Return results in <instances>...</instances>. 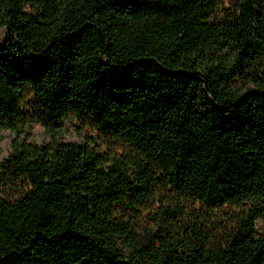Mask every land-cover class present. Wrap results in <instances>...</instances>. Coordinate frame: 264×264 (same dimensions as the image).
<instances>
[{
  "label": "trees",
  "instance_id": "16d2710c",
  "mask_svg": "<svg viewBox=\"0 0 264 264\" xmlns=\"http://www.w3.org/2000/svg\"><path fill=\"white\" fill-rule=\"evenodd\" d=\"M1 28L0 264H264V0H0Z\"/></svg>",
  "mask_w": 264,
  "mask_h": 264
},
{
  "label": "rangeland",
  "instance_id": "374dc122",
  "mask_svg": "<svg viewBox=\"0 0 264 264\" xmlns=\"http://www.w3.org/2000/svg\"><path fill=\"white\" fill-rule=\"evenodd\" d=\"M11 38V33L6 28L0 29V45L6 43ZM37 106L32 94H28L23 99L21 106V112L26 113L28 119H33V114L37 112ZM3 115H0V119ZM64 132L60 135V138L66 141H73L82 143L87 138L92 139V143L95 147L101 151H106L109 146L114 149L124 150L123 144L118 142H109L106 140L104 134L99 129H93L90 126H83L77 118L71 115H64ZM31 139L37 143L45 144L51 141V135L45 126L32 120L30 125ZM15 137V133L12 129L2 127L0 129V160H3L11 152V143ZM258 229L260 233H264V220L258 221Z\"/></svg>",
  "mask_w": 264,
  "mask_h": 264
}]
</instances>
